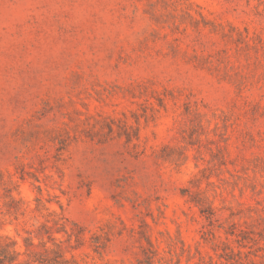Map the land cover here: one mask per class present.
I'll return each mask as SVG.
<instances>
[{
  "label": "rangeland",
  "instance_id": "rangeland-1",
  "mask_svg": "<svg viewBox=\"0 0 264 264\" xmlns=\"http://www.w3.org/2000/svg\"><path fill=\"white\" fill-rule=\"evenodd\" d=\"M28 236L264 264V0H0V240Z\"/></svg>",
  "mask_w": 264,
  "mask_h": 264
},
{
  "label": "trees",
  "instance_id": "trees-1",
  "mask_svg": "<svg viewBox=\"0 0 264 264\" xmlns=\"http://www.w3.org/2000/svg\"><path fill=\"white\" fill-rule=\"evenodd\" d=\"M42 230L45 233L49 232L50 228L46 226H42ZM56 233H64L69 239L71 235L67 233L63 225L55 228ZM31 233H29L30 235ZM49 239V236H48ZM24 240V252L20 253L17 248V243L8 238L4 237L0 240V264H65L66 261L61 259V255L58 250L46 248V243L39 242L38 246L42 247V249L46 252H50L53 254L52 258L43 257L41 254L36 253L33 248L35 245L32 242V238L30 236L23 239ZM51 240V239H49ZM78 240V238H77ZM57 246V245H56ZM21 256H24L26 259L24 261H18ZM219 258H222L226 261V263L230 262L232 259L227 257L226 255H220ZM147 260V259H146ZM147 264L152 262L149 258L146 261ZM211 264V263H209ZM238 264H244L242 262H238ZM252 264H255L254 262Z\"/></svg>",
  "mask_w": 264,
  "mask_h": 264
}]
</instances>
